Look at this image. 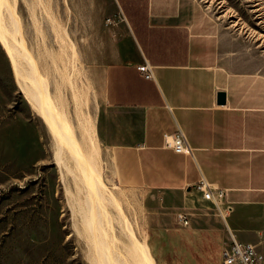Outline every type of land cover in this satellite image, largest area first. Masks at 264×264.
<instances>
[{
    "label": "crops",
    "instance_id": "crops-1",
    "mask_svg": "<svg viewBox=\"0 0 264 264\" xmlns=\"http://www.w3.org/2000/svg\"><path fill=\"white\" fill-rule=\"evenodd\" d=\"M71 3L88 34L99 136L117 181L174 202L170 264H221L232 238L264 254V66L255 48L199 0ZM144 62L152 78L137 69ZM179 131L190 153L166 144ZM202 180L226 191V222L196 187Z\"/></svg>",
    "mask_w": 264,
    "mask_h": 264
},
{
    "label": "rangeland",
    "instance_id": "rangeland-1",
    "mask_svg": "<svg viewBox=\"0 0 264 264\" xmlns=\"http://www.w3.org/2000/svg\"><path fill=\"white\" fill-rule=\"evenodd\" d=\"M199 1L222 28L248 40L264 66V0ZM71 5V0H16L27 49L46 76L55 102L78 140L96 139L102 177L116 200L110 212L120 220L119 207L125 226L115 221L120 242L109 245L115 260L100 261L96 253L92 255V235L100 228L92 213L100 221V206L86 204L83 191L77 189L67 166L63 168V161L68 166L70 162L62 156L60 163L55 156L57 145L21 91L0 43V264H157L154 256L158 264H170L176 249L169 246L168 211L174 202H159L156 192L117 181L99 136L101 103L84 57L88 34ZM159 209L163 215L154 216ZM125 230L144 242L139 252L127 251Z\"/></svg>",
    "mask_w": 264,
    "mask_h": 264
},
{
    "label": "bare ground",
    "instance_id": "bare-ground-1",
    "mask_svg": "<svg viewBox=\"0 0 264 264\" xmlns=\"http://www.w3.org/2000/svg\"><path fill=\"white\" fill-rule=\"evenodd\" d=\"M17 11L16 0H0V43L11 61L13 73L21 91L31 107L42 119L57 145L58 156L57 154H55V156L58 157L60 163L62 162V156H65L70 162V166H68V162L63 161V168H66L64 165L67 166V170L71 173L77 189L83 191L82 194H84L87 200L86 204L90 205L92 202V204L100 206L102 216L100 221L96 218V213H92V219L97 220L96 222L100 225L99 230L93 234L94 236L92 235V255L96 253V257L99 258V260H105L104 258H108L109 260V257L113 260L115 256L111 254V246L109 247V245L119 241L115 233V221L117 223L121 222L124 228L125 225L123 223L125 218L119 207L116 209L120 220L117 221L110 212L111 207H116V200L107 189V185L102 177L100 164L96 156L98 155L96 152V139L95 137H90V139H88L89 143H87L84 140H78L76 138L66 115L63 113L64 111L62 112L59 108L49 90L46 76L41 72L38 62L35 60L36 58L34 57V59L29 53V48L27 49V42L23 33L24 31L22 32L20 17ZM55 152H57V150ZM125 232L128 238L127 240H129V246L124 245L127 251L139 252V245L144 242H140L132 230H125ZM120 254L122 256L123 253ZM121 256L119 257L122 259L123 256ZM141 256L143 257V255ZM136 259L137 258H135V260ZM125 262L126 261H124V263ZM116 263L117 261L114 264Z\"/></svg>",
    "mask_w": 264,
    "mask_h": 264
},
{
    "label": "built area",
    "instance_id": "built-area-1",
    "mask_svg": "<svg viewBox=\"0 0 264 264\" xmlns=\"http://www.w3.org/2000/svg\"><path fill=\"white\" fill-rule=\"evenodd\" d=\"M112 21L111 18H106L107 23ZM137 69L145 78H152V71L147 62L139 64ZM166 144L175 152L190 153V146L181 131L174 134L169 141H166ZM196 187L203 192L206 199L216 205L218 215L226 222V218L232 210L231 204L225 200L226 191L205 180L198 183ZM176 219L181 224H188L185 212H178ZM221 264H264V254L258 250L255 244L239 242L232 238L230 246L222 251Z\"/></svg>",
    "mask_w": 264,
    "mask_h": 264
},
{
    "label": "water",
    "instance_id": "water-1",
    "mask_svg": "<svg viewBox=\"0 0 264 264\" xmlns=\"http://www.w3.org/2000/svg\"><path fill=\"white\" fill-rule=\"evenodd\" d=\"M218 103H223L224 102V93L223 92H219L218 93ZM190 189V187L189 188H187V190H189Z\"/></svg>",
    "mask_w": 264,
    "mask_h": 264
}]
</instances>
